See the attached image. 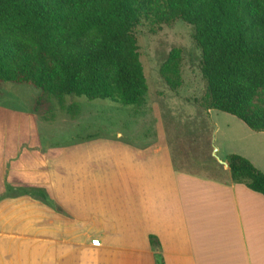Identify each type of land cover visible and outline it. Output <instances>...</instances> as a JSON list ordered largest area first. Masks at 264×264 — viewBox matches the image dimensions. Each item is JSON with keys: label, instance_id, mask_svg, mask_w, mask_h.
I'll return each mask as SVG.
<instances>
[{"label": "crops", "instance_id": "1", "mask_svg": "<svg viewBox=\"0 0 264 264\" xmlns=\"http://www.w3.org/2000/svg\"><path fill=\"white\" fill-rule=\"evenodd\" d=\"M249 131L260 147L264 131ZM157 132L144 147L99 141L18 152L0 192V264H156L150 235L165 264H264V196L176 170ZM237 150L264 171V149ZM10 187L46 188L62 210Z\"/></svg>", "mask_w": 264, "mask_h": 264}, {"label": "trees", "instance_id": "2", "mask_svg": "<svg viewBox=\"0 0 264 264\" xmlns=\"http://www.w3.org/2000/svg\"><path fill=\"white\" fill-rule=\"evenodd\" d=\"M177 19L195 27L207 111L230 113L264 131V109L253 106L264 92V0H0V84L45 91L57 75L61 97L144 104L149 85L136 29L144 20ZM226 161L232 182L264 196V171L237 153ZM10 190L62 210L46 188ZM150 242L156 264H165L159 238L150 235Z\"/></svg>", "mask_w": 264, "mask_h": 264}, {"label": "rangeland", "instance_id": "3", "mask_svg": "<svg viewBox=\"0 0 264 264\" xmlns=\"http://www.w3.org/2000/svg\"><path fill=\"white\" fill-rule=\"evenodd\" d=\"M195 32L193 25L181 19L170 23L144 20L138 26L140 58L149 85L141 105L61 97L57 75L45 91L29 84H0V192L9 190L3 175L20 151L65 149L99 141L104 142L101 147L111 141L144 147L157 131L166 137L176 170L231 180L220 160L244 144L257 151L264 149V142L256 147L251 139L246 140L250 128L235 115L207 111L203 53ZM253 106L264 109L263 91Z\"/></svg>", "mask_w": 264, "mask_h": 264}, {"label": "water", "instance_id": "4", "mask_svg": "<svg viewBox=\"0 0 264 264\" xmlns=\"http://www.w3.org/2000/svg\"><path fill=\"white\" fill-rule=\"evenodd\" d=\"M220 163L223 165V166H225L227 169L229 168V164H228V162L225 160V161H222V160H220Z\"/></svg>", "mask_w": 264, "mask_h": 264}]
</instances>
